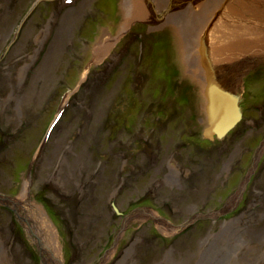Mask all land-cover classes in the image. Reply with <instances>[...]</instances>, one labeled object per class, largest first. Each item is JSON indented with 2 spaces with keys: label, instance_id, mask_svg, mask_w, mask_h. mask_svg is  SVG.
Instances as JSON below:
<instances>
[{
  "label": "rangeland",
  "instance_id": "rangeland-1",
  "mask_svg": "<svg viewBox=\"0 0 264 264\" xmlns=\"http://www.w3.org/2000/svg\"><path fill=\"white\" fill-rule=\"evenodd\" d=\"M35 2L0 0V264H264V59L243 66L240 122L210 140L194 33L163 10L122 30L120 0H52L16 37ZM236 3L264 30V0ZM27 181L57 260L16 207Z\"/></svg>",
  "mask_w": 264,
  "mask_h": 264
},
{
  "label": "bare ground",
  "instance_id": "bare-ground-1",
  "mask_svg": "<svg viewBox=\"0 0 264 264\" xmlns=\"http://www.w3.org/2000/svg\"><path fill=\"white\" fill-rule=\"evenodd\" d=\"M203 1L120 0L123 11V20L120 28L123 30L136 17L149 18L154 24H160L162 20L159 18L158 12L160 10L165 11L167 13V21L171 20L170 22L175 24L174 26L178 33H182L183 36L186 33H194L196 35V41L190 43V46L184 44L185 61L189 69L193 72V75L205 82L203 91L207 85V71H212L215 74L213 75L215 78L214 83L218 87H223L231 93L233 98H238L240 101L241 96L237 86L242 77L241 71L243 66L245 64L251 65L257 60L264 59V30L260 29L258 27L259 25L254 22H246L241 18L235 20L232 12H235L238 8V4L236 3L238 0H221L220 5L209 13V18L204 19L202 25L198 27L196 23L198 20L197 14ZM238 14L241 15L242 13ZM217 16L221 18H217ZM181 17L182 19L180 21ZM184 19L187 22V28L191 32L187 31L183 33L181 25ZM232 37L237 38L239 40L238 43L231 42ZM239 37L242 39L240 40ZM186 40H188L187 37ZM108 45L109 43L104 36L98 39L95 46L96 56L101 55L107 49ZM240 46L246 47L244 52L245 59L242 62L239 61L243 53ZM230 59H233L231 61L234 64L230 66L224 63L226 60L230 61ZM200 64H204L207 70L201 71ZM80 83V81L77 82L75 86L76 91L79 89ZM15 204L16 207L20 208L22 218L28 221L29 227L34 229L38 236L43 234L44 239L40 240L42 242V248L57 260L61 244L54 227L50 226L47 223L48 221L45 220V213L32 202L29 194L28 181ZM40 227L43 229V232H41ZM26 256V254L22 255L20 253L18 260L20 261L22 259L21 261H23Z\"/></svg>",
  "mask_w": 264,
  "mask_h": 264
},
{
  "label": "water",
  "instance_id": "water-1",
  "mask_svg": "<svg viewBox=\"0 0 264 264\" xmlns=\"http://www.w3.org/2000/svg\"><path fill=\"white\" fill-rule=\"evenodd\" d=\"M43 1L52 0H37L35 2L31 10L23 18L22 23L16 32V37L19 35L22 25L27 21L39 3ZM213 75L215 74L212 71H207V85L204 90V97L206 99L205 112L208 121L207 127L204 129V136L210 140L223 138L240 122L242 116L238 105V98H233L230 92L226 91L221 86L218 87L217 84L214 83L215 78ZM7 200L9 199L0 196V203H2V205L5 206L6 203L4 201ZM115 211L118 213L119 210L115 208ZM22 220L25 222L24 218H22Z\"/></svg>",
  "mask_w": 264,
  "mask_h": 264
}]
</instances>
